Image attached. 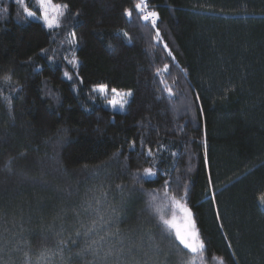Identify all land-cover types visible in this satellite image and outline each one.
<instances>
[{
    "label": "trees",
    "instance_id": "obj_1",
    "mask_svg": "<svg viewBox=\"0 0 264 264\" xmlns=\"http://www.w3.org/2000/svg\"><path fill=\"white\" fill-rule=\"evenodd\" d=\"M54 2L55 31L0 0V264L190 263L156 212L171 195L205 242L195 264H264V0H148L159 40L138 0ZM100 85L131 91L127 110ZM97 209L110 227L85 235Z\"/></svg>",
    "mask_w": 264,
    "mask_h": 264
},
{
    "label": "snow or ice",
    "instance_id": "obj_2",
    "mask_svg": "<svg viewBox=\"0 0 264 264\" xmlns=\"http://www.w3.org/2000/svg\"><path fill=\"white\" fill-rule=\"evenodd\" d=\"M15 2L23 8L26 18L42 19L44 26L49 30L58 29L61 26V18L65 15L66 10L68 8L67 4H58L55 3L54 0H35L36 10H31L29 5L25 3V0H15ZM134 7L135 10L140 14V19L145 22H150L152 28L156 29L155 38L159 40L161 38L160 31L157 28L159 13L154 10H148V0H138V2L135 3ZM37 12H39V16H37ZM125 15L131 18L132 9H125ZM71 35L73 36L72 43H75V33H72ZM165 48H167V45H165ZM169 55H171V51H169ZM173 59L175 58L173 57ZM68 63L72 67L78 66L77 62L74 59L69 60ZM164 70H168V65L164 66ZM64 75L69 80L72 79V76L69 75L67 71L64 72ZM3 79L5 81H9L11 80V76L6 75ZM165 90L169 93L170 96L173 95L172 89L167 84H165ZM93 91H98L101 94H105L107 92V86L100 85L96 88H93ZM111 92L113 94V98L109 100L108 103L114 109L118 106L120 110H123L124 106L128 103L127 97L131 96L132 93L129 91L121 94L116 88H112ZM118 96L120 97L119 100H117L116 98ZM197 98L199 99V97ZM148 154L151 155V150H149ZM144 174L147 176L155 175L151 168H145ZM209 179L211 181V178ZM167 184L168 182L165 181V185ZM186 194L187 193L185 192V195ZM165 195L168 196V193H166ZM169 199L171 202V207L174 209L171 218H166L163 214V209L157 207L156 212L159 215V220L169 230V234H172L174 232L175 240L179 241V244L182 245L184 249H187L188 252L192 254L190 264H195L197 258L202 259L203 257V253L206 248L205 242L200 238V234L193 219L191 210L183 202L184 197L182 196L177 198L176 195H171ZM259 200L262 204H264V195H261L259 197ZM97 203H99V201H97ZM89 207H91V204H89ZM177 214H179V220L177 218ZM97 215L98 220H93L91 222V225L87 228L85 235H88L89 233L99 232L101 229L97 227L98 223L101 225V228L110 227L111 222L104 220L103 215L99 213V209H97ZM217 218L219 219V213H217ZM222 226L223 225H221V227ZM105 234L108 236L113 235V233H111L110 231H107ZM79 235L80 233L77 232V236ZM103 239L104 237L102 236L101 240ZM93 243L96 242L93 241ZM85 251H87V249H85ZM110 255H112L111 249L105 254V259L107 258V256ZM220 264H224L223 258H221Z\"/></svg>",
    "mask_w": 264,
    "mask_h": 264
},
{
    "label": "rangeland",
    "instance_id": "obj_3",
    "mask_svg": "<svg viewBox=\"0 0 264 264\" xmlns=\"http://www.w3.org/2000/svg\"><path fill=\"white\" fill-rule=\"evenodd\" d=\"M35 1V0H34ZM25 2H26V0H25ZM148 10H150L149 8H148ZM40 14H37V16H39ZM65 17H66V13H65V15L61 18V21H60V25L62 26V24H63V21H64V19H65ZM30 19H33V18H30ZM33 20H37V21H40V22H42L43 23V20L42 19H33ZM61 26L59 27V28H61ZM58 28V29H59ZM56 29H53V31H55ZM72 41H73V36H71L70 37V43H71V45L72 46H75V44H76V42L75 43H72ZM75 60L76 62H77V65H78V59H77V57L76 56H74V55H70V58L68 59V61L69 60ZM68 67H69V75H70V73H72L73 71L75 72V71H77V67H72L69 63H68ZM72 71V72H71ZM66 77V76H65ZM67 78V77H66ZM118 92H120L121 94H123V93H126V92H129V91H118ZM131 92V91H130ZM132 93V92H131ZM95 94L100 98V100H103L102 101V105H103V107H105L106 109H110V110H112V111H115V112H118V113H123V112H125L126 110H127V108H128V105H129V103H130V101H131V97H132V95L131 96H129V97H127V99H128V103L124 106V109L123 110H120L119 109V107L117 106V108H113L109 103H108V101L109 100H111L112 98H113V94H112V92H109L108 90H107V92L105 93V94H101V93H99L98 91L97 92H95ZM117 98V100H119L120 99V97L118 96V97H116ZM183 250V249H182ZM185 252V251H184ZM184 264V263H183ZM187 264H190V263H187Z\"/></svg>",
    "mask_w": 264,
    "mask_h": 264
},
{
    "label": "water",
    "instance_id": "obj_4",
    "mask_svg": "<svg viewBox=\"0 0 264 264\" xmlns=\"http://www.w3.org/2000/svg\"><path fill=\"white\" fill-rule=\"evenodd\" d=\"M177 242H178V244H179V241H177ZM179 245H180V244H179ZM180 247L183 249V251L189 253L188 250H187V249H184L182 245H180ZM189 254H191V253H189ZM191 255H192V254H191Z\"/></svg>",
    "mask_w": 264,
    "mask_h": 264
}]
</instances>
